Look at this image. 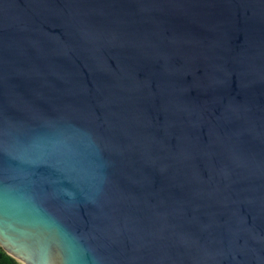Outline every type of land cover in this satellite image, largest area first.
<instances>
[{"label":"water","instance_id":"water-1","mask_svg":"<svg viewBox=\"0 0 264 264\" xmlns=\"http://www.w3.org/2000/svg\"><path fill=\"white\" fill-rule=\"evenodd\" d=\"M0 249L264 264V0H0Z\"/></svg>","mask_w":264,"mask_h":264},{"label":"trees","instance_id":"trees-1","mask_svg":"<svg viewBox=\"0 0 264 264\" xmlns=\"http://www.w3.org/2000/svg\"><path fill=\"white\" fill-rule=\"evenodd\" d=\"M0 264H15L9 257L0 249Z\"/></svg>","mask_w":264,"mask_h":264}]
</instances>
